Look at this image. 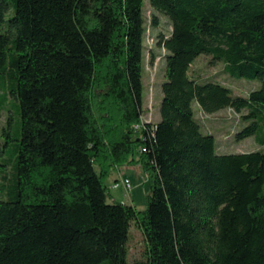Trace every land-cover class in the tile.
<instances>
[{"label": "trees", "instance_id": "1", "mask_svg": "<svg viewBox=\"0 0 264 264\" xmlns=\"http://www.w3.org/2000/svg\"><path fill=\"white\" fill-rule=\"evenodd\" d=\"M147 1L170 25L156 121L146 0H0V264H264V0ZM202 56L260 85L235 94ZM195 105L259 147L220 152ZM137 161L143 210L104 182Z\"/></svg>", "mask_w": 264, "mask_h": 264}, {"label": "rangeland", "instance_id": "2", "mask_svg": "<svg viewBox=\"0 0 264 264\" xmlns=\"http://www.w3.org/2000/svg\"><path fill=\"white\" fill-rule=\"evenodd\" d=\"M153 8L149 1L146 0L144 7L146 17V34L144 37V68H143V117L156 121L159 118L160 102L162 99V82L166 77L165 67V49L157 44V35L159 29L169 33L170 25L165 16H160V25L154 27L152 24ZM156 12V11H155ZM157 13V12H156ZM152 53L156 54L152 61ZM196 68H203L207 74L215 79L228 85L235 94H246L250 89L260 85V81H249L242 77H230L224 70L223 66L217 64L208 66V57H200L196 63ZM103 102H97V109ZM196 115L204 124L205 129L213 132L216 138V146L220 152H243L254 150L259 147L252 136L237 139L235 132L241 123L240 114L233 109H223L216 113L209 114L199 109L197 105ZM5 120V113L0 116V124ZM97 170L100 165H96ZM129 179L131 186L126 190L122 184L113 186L118 180ZM105 184L109 187V201L117 200L125 203L134 204L139 210L147 206V195L151 189V176L142 162L129 163L120 167H113L110 174L104 177Z\"/></svg>", "mask_w": 264, "mask_h": 264}, {"label": "built area", "instance_id": "3", "mask_svg": "<svg viewBox=\"0 0 264 264\" xmlns=\"http://www.w3.org/2000/svg\"><path fill=\"white\" fill-rule=\"evenodd\" d=\"M120 184H122L123 185V187L126 189V190H128L129 188H130V186H131V181L129 180V179H124V180H121V181H115L112 185L113 186H118V185H120Z\"/></svg>", "mask_w": 264, "mask_h": 264}]
</instances>
